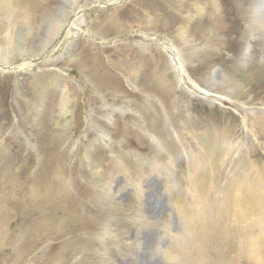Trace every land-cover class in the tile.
<instances>
[{
	"label": "rangeland",
	"instance_id": "1",
	"mask_svg": "<svg viewBox=\"0 0 264 264\" xmlns=\"http://www.w3.org/2000/svg\"><path fill=\"white\" fill-rule=\"evenodd\" d=\"M251 253L249 252V250L240 252V254L238 255V260H237V264H253L250 259H251Z\"/></svg>",
	"mask_w": 264,
	"mask_h": 264
}]
</instances>
